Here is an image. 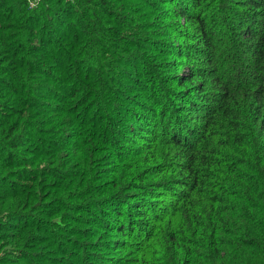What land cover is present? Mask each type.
Here are the masks:
<instances>
[{"label": "trees", "instance_id": "obj_1", "mask_svg": "<svg viewBox=\"0 0 264 264\" xmlns=\"http://www.w3.org/2000/svg\"><path fill=\"white\" fill-rule=\"evenodd\" d=\"M0 230L12 264H264V0H0Z\"/></svg>", "mask_w": 264, "mask_h": 264}, {"label": "rangeland", "instance_id": "obj_2", "mask_svg": "<svg viewBox=\"0 0 264 264\" xmlns=\"http://www.w3.org/2000/svg\"><path fill=\"white\" fill-rule=\"evenodd\" d=\"M11 232V234L13 233V231L15 230V228H10L9 229ZM1 231V230H0ZM16 231V230H15ZM5 235H9V232H0V264H12L13 263V253L10 252L9 250L7 252H5V249H8L7 246V241L5 237ZM5 247V248H4ZM3 256V258H2ZM4 259H8L9 261H4ZM43 264H47L46 262H43Z\"/></svg>", "mask_w": 264, "mask_h": 264}]
</instances>
